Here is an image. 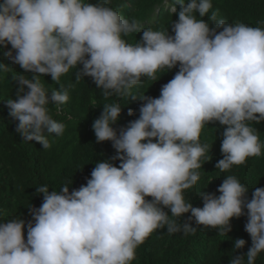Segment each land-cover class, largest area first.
I'll return each instance as SVG.
<instances>
[{"label":"clouds","instance_id":"clouds-1","mask_svg":"<svg viewBox=\"0 0 264 264\" xmlns=\"http://www.w3.org/2000/svg\"><path fill=\"white\" fill-rule=\"evenodd\" d=\"M0 1V50L32 74L12 77L16 99L7 100L23 140L52 147L50 137L62 136L66 125L48 105L59 113L86 76L104 98L142 101L139 117L119 129L113 125L121 118L120 103L103 105L92 128L96 142L110 141L115 155L97 161L86 184L71 191L67 185L51 192L46 184L36 187L43 202L29 208L31 220L0 221V264H131L157 229L195 235L202 225L227 234L231 219L241 216L247 217L251 247L238 253L246 241L235 239L229 264H255L264 252V187L252 188L249 199L250 189L226 175L216 189L220 195L198 193L203 207L187 202L184 193L210 160L209 145L200 139L205 125L226 126L223 158L215 165L221 172L262 154L251 124L264 121V27L229 23L217 11L208 15L212 0H176L179 10L168 9L172 1L165 0L164 8L178 16L173 34L169 27L145 26L110 0ZM141 32L135 43L127 41ZM177 66L158 97L133 92L144 78L157 81V72ZM8 69L0 63V71ZM72 69L75 83H61ZM45 75L59 90L45 87ZM127 114L135 115L131 108ZM186 213L191 215L181 221Z\"/></svg>","mask_w":264,"mask_h":264},{"label":"trees","instance_id":"trees-1","mask_svg":"<svg viewBox=\"0 0 264 264\" xmlns=\"http://www.w3.org/2000/svg\"><path fill=\"white\" fill-rule=\"evenodd\" d=\"M94 1V0H90ZM165 0H110V6H116L126 12L127 16H135L145 26L155 28H168L172 21L178 20L175 14L179 10L176 0H171L177 9L171 12L164 8ZM2 2V1H0ZM213 9L219 16L229 23L243 22L253 27H264V0H212ZM126 5V6H125ZM159 11L156 13V9ZM197 15H199L197 13ZM207 21V16L204 17ZM210 27L212 21H208ZM142 36L141 33L131 34L126 37L129 43H135ZM11 49V45L8 46ZM6 50V49H5ZM0 50V63L9 67L8 71H0V221H5L16 216H21L26 221L31 220L29 208H39L43 202V194H36V187L48 185L49 191L57 190L67 185L70 191L78 189L86 184V178L97 161H101L115 155L110 141L96 142L92 124L102 111L103 105L119 102L122 109L121 118L114 128L119 129L126 126L131 120L139 117V107L142 103L139 99L133 100L128 97L104 98L100 89L96 87L91 77H84L75 83L73 73L75 69L61 77V83H75L70 91V99L57 113L56 107L49 104L50 114L54 119L66 125L65 132L54 139L50 149L36 141H25L16 133L18 123L9 115L7 107L8 99H16V83L12 77L18 72L27 75L30 79L31 73L25 72L18 64H13ZM78 67H82L79 65ZM178 66L169 71L157 72V81L144 78L141 85L133 89L136 95L144 94L151 97L160 95L161 86L171 80L178 71ZM46 88H56L59 85L52 81L50 75L41 77ZM118 100V101H117ZM131 108L135 115L128 116ZM258 131L259 140L264 145V121L260 124H251ZM224 127L219 122L205 125L201 132V142L209 145L207 153L209 161L205 162L200 171V179L197 184L185 190V199L194 207H203V201L198 195L200 191L220 195L216 189L220 186L224 176L235 175L242 184L250 190L248 198L251 199L252 188L264 187V148L258 157L247 158L245 164L234 165L232 169L223 173L216 169V163L223 158L221 153L222 132ZM116 166L119 161L115 162ZM148 199H151L148 197ZM171 215L168 209H165ZM246 212V209H245ZM191 213H186L181 221L185 220ZM173 219H177L173 217ZM247 222L246 216L232 218L231 231L223 234L219 229L199 226L195 235H184L176 233L169 235L167 228L157 229L136 250V258L131 264H229V259L234 255L233 241L243 238L245 247L237 252L246 253L251 247L250 235L244 230ZM192 226H196L194 221ZM25 239L27 229L25 228ZM255 264H264V252L260 253Z\"/></svg>","mask_w":264,"mask_h":264},{"label":"rangeland","instance_id":"rangeland-1","mask_svg":"<svg viewBox=\"0 0 264 264\" xmlns=\"http://www.w3.org/2000/svg\"><path fill=\"white\" fill-rule=\"evenodd\" d=\"M171 5H172V4H169V5H167L166 7H168V9L173 10V8L171 7Z\"/></svg>","mask_w":264,"mask_h":264},{"label":"bare ground","instance_id":"bare-ground-1","mask_svg":"<svg viewBox=\"0 0 264 264\" xmlns=\"http://www.w3.org/2000/svg\"><path fill=\"white\" fill-rule=\"evenodd\" d=\"M170 4L174 5V3H173V2H172V3H170Z\"/></svg>","mask_w":264,"mask_h":264}]
</instances>
